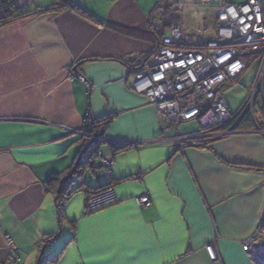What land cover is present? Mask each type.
Masks as SVG:
<instances>
[{
    "label": "crops",
    "instance_id": "obj_1",
    "mask_svg": "<svg viewBox=\"0 0 264 264\" xmlns=\"http://www.w3.org/2000/svg\"><path fill=\"white\" fill-rule=\"evenodd\" d=\"M166 1L32 0L29 13L0 26V264H260L246 245L256 232L264 242V135L240 130L178 149L176 128L161 132L155 109L131 90ZM173 2L184 4L185 36L200 41L201 9ZM87 114L109 121L100 131L118 149L110 175L98 159L76 168ZM53 175L81 185L60 217L43 183ZM111 182L119 202L83 214L85 191ZM143 194L149 202L139 206Z\"/></svg>",
    "mask_w": 264,
    "mask_h": 264
},
{
    "label": "built area",
    "instance_id": "obj_2",
    "mask_svg": "<svg viewBox=\"0 0 264 264\" xmlns=\"http://www.w3.org/2000/svg\"><path fill=\"white\" fill-rule=\"evenodd\" d=\"M31 4L32 0H0V26L29 13ZM183 7L172 6V16L178 18V22L157 40L154 52L132 73L130 82L131 90L145 96L155 109L161 132L173 123L197 121V132H177L171 139L178 149L202 139L215 140L238 133L236 125L243 116L252 113L257 94L262 95L264 91V0L238 3L191 0L188 6L191 11L208 9L214 16L215 32L212 37H203L200 41L185 36ZM248 60H256V75L243 106L233 112L223 98L222 89L243 75ZM72 79L81 82L87 91L90 89L83 75L70 72L69 80ZM113 157V150L107 146L97 153L98 162L107 175L111 173ZM118 202L113 187H108L89 196L83 214ZM148 202L146 194L137 198L139 206ZM6 242L8 247L15 249L10 237ZM206 251L212 260L217 258L211 244L206 246Z\"/></svg>",
    "mask_w": 264,
    "mask_h": 264
},
{
    "label": "trees",
    "instance_id": "obj_3",
    "mask_svg": "<svg viewBox=\"0 0 264 264\" xmlns=\"http://www.w3.org/2000/svg\"><path fill=\"white\" fill-rule=\"evenodd\" d=\"M174 4H176V3H174L173 0H168L164 3H162L160 5V8H158V7L155 8V12H154L155 16H154V22L153 23L154 24L156 22L159 23L158 25L155 24V25H157V28H156L157 39L162 38L166 34V32L168 31L170 26L172 24L178 22V18L172 16V6ZM142 64L143 63L137 64V66H135L136 68L132 71V73L137 71L142 66ZM225 88L226 87H223V89H225ZM260 105H261L260 110H261V114H262V119H258V121L256 123H254V120L252 119V117L245 115L242 117L241 121L236 125L235 129H237L239 131L240 130L241 131H244V130L250 131V130H254L258 127L260 130H263L264 129V107H262L263 103L261 104V102H260ZM86 120H88V122L91 123V126H90V128L86 127L85 132L89 133V135H91V136H96L99 139L93 140V141H91L90 137L89 138L85 137V139H82L84 141L83 146L86 148L83 149V151L80 153V156H79L75 165H76V168L81 166L83 168L93 169L96 167L94 160L97 159V153L103 146H107V147L111 148L113 150L114 154H115V152H118V149H116L113 144H111V143L108 144V142H106L103 139V135L100 131L108 124L109 121L107 119L101 121L100 124L98 122L91 120L89 117H86ZM232 123L233 122H231L230 124H232ZM209 141H214V140L202 139V140L195 142V144H189V145L190 146H196V147H198V146L199 147L200 146L208 147ZM73 173H76V171L74 170ZM73 175H75V174H72L71 176H73ZM71 176L61 177L59 175H53V176L48 177L43 182L45 189L47 191L53 193L57 198V209H58L59 217L61 215V208H62V203L64 202V200L70 198L75 192H77L80 189V186H81L80 184H77L78 186H74L72 188L73 179L71 178ZM112 184L113 183L111 182L110 184H108L104 187L97 188L94 191H85V193L87 194L86 195V201L88 200L90 195L95 194V193H97L103 189L108 188V187H112ZM53 239H54L53 237H48L43 241V243L46 244V246H48L49 244H51ZM49 258L54 259L56 257L53 256V257H49ZM49 258L48 257H46L44 259L42 258L43 260H41V261L47 262V259H49ZM50 261L51 260L49 259L47 263L50 264Z\"/></svg>",
    "mask_w": 264,
    "mask_h": 264
},
{
    "label": "rangeland",
    "instance_id": "obj_4",
    "mask_svg": "<svg viewBox=\"0 0 264 264\" xmlns=\"http://www.w3.org/2000/svg\"><path fill=\"white\" fill-rule=\"evenodd\" d=\"M228 1L232 2V3H238V2H241L243 0H228ZM190 3H191V0L189 2V5H190ZM177 5L178 6H182L184 4H182V5L177 4ZM187 8L189 9V7H187V6L185 7V9L188 11ZM20 16H22V15H20ZM193 17H195V18L198 17L197 18V26L194 28V31H197V29H198L203 34L204 37H212L213 33L216 30V27H215V24H214V16L211 14V12L208 9H203L202 8L200 10V12L197 13L196 15H194ZM203 27L205 28L204 30H203ZM189 37L192 38L191 36H189ZM255 62H256V60L254 62H250L248 60L247 61V67H246L245 72L243 73V75L241 77H239V79H237V80H235L233 82H230L229 84H226L224 86L226 88L222 90L223 98L227 102L229 108L233 112L236 111L241 106L243 101H245L244 99H246L245 97L248 96L249 88L252 85V81H253V79H254V77L256 75L255 64H254ZM260 102H261V104L263 103L262 107H264V91H263L262 95H260L259 93L257 94L256 100H255V103H254V106H253V109H252V113L250 115L246 114V115H248L250 117L252 116V119L254 120V123H256L258 121V119H262V114H261V110H260V106H261ZM90 126H91V123L88 122V120H86V117H85L84 118V122H83V127L80 130L79 135H81L83 137H87V138L90 137L91 141L98 140L99 139L98 137L95 138V137L89 135V133L85 132L86 131L85 128L86 127L90 128ZM170 126H174L176 128V130H177L176 133L180 132V134L194 133V132H197L199 130V125H198L197 121H190V122H186V123L184 122V123H180L179 125L173 123V124H170L168 128H170ZM178 128H179V130H178ZM236 131H237V129H236ZM255 131H257V132L258 131H262L263 133L261 132V134L264 135V129L260 130L257 127L255 129ZM217 139H219V138H217ZM217 139H215V140H217ZM187 146H190V145H187ZM94 161L97 163L96 159ZM55 200L57 202V198ZM255 241H256L255 239L254 240L251 239L250 244L249 243H247V245L245 244L246 248H250L251 245L254 244V247H256L255 250L257 252H259V254H258V262L260 264H264V242L260 243L258 241H256V242ZM6 246L11 251L15 250V249H12V248L8 247L7 242H6ZM12 260H13V258H11L9 260L10 264H12Z\"/></svg>",
    "mask_w": 264,
    "mask_h": 264
},
{
    "label": "water",
    "instance_id": "obj_5",
    "mask_svg": "<svg viewBox=\"0 0 264 264\" xmlns=\"http://www.w3.org/2000/svg\"><path fill=\"white\" fill-rule=\"evenodd\" d=\"M258 235H259V233L256 232V233L252 236V239H253V240L256 239Z\"/></svg>",
    "mask_w": 264,
    "mask_h": 264
}]
</instances>
